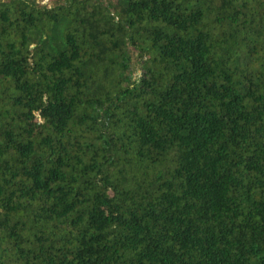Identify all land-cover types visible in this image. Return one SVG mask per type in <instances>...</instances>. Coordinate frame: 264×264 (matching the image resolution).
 I'll return each instance as SVG.
<instances>
[{"label":"trees","instance_id":"trees-1","mask_svg":"<svg viewBox=\"0 0 264 264\" xmlns=\"http://www.w3.org/2000/svg\"><path fill=\"white\" fill-rule=\"evenodd\" d=\"M0 264H264V0H0Z\"/></svg>","mask_w":264,"mask_h":264}]
</instances>
